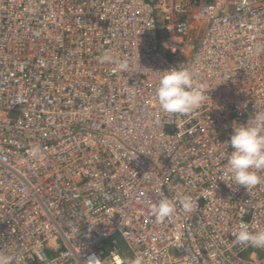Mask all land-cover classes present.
I'll list each match as a JSON object with an SVG mask.
<instances>
[{
	"label": "built area",
	"instance_id": "built-area-1",
	"mask_svg": "<svg viewBox=\"0 0 264 264\" xmlns=\"http://www.w3.org/2000/svg\"><path fill=\"white\" fill-rule=\"evenodd\" d=\"M106 52L132 67L114 72ZM179 65L208 90L187 115L155 96ZM256 108L264 0H0V252L13 264H264V248L233 235L264 228V183L226 174L233 122ZM165 197L176 211L157 222L150 205Z\"/></svg>",
	"mask_w": 264,
	"mask_h": 264
},
{
	"label": "clouds",
	"instance_id": "clouds-1",
	"mask_svg": "<svg viewBox=\"0 0 264 264\" xmlns=\"http://www.w3.org/2000/svg\"><path fill=\"white\" fill-rule=\"evenodd\" d=\"M100 62L114 65V72L129 71L132 67L126 58L118 59L111 52L101 56ZM207 91L202 84L196 82L194 70L179 65L165 70L159 77L155 96L164 113L187 115L201 106ZM233 129L228 141L232 151L227 156L226 174L236 185L250 189L264 183V109L256 108L246 124L233 122ZM32 152L38 155L39 145H34ZM180 204L186 213L196 207L195 202L187 197L182 198ZM150 211L157 222H163L174 215L176 205L172 199L165 197L158 204L150 205ZM233 235L236 244L264 248V228L250 229L248 224L241 223ZM13 260L12 255L0 252V264H13ZM16 264H21V261L16 259ZM134 264L146 262L137 257Z\"/></svg>",
	"mask_w": 264,
	"mask_h": 264
},
{
	"label": "trees",
	"instance_id": "trees-1",
	"mask_svg": "<svg viewBox=\"0 0 264 264\" xmlns=\"http://www.w3.org/2000/svg\"><path fill=\"white\" fill-rule=\"evenodd\" d=\"M200 11H196L195 13V23L198 24L199 23V17H200Z\"/></svg>",
	"mask_w": 264,
	"mask_h": 264
}]
</instances>
